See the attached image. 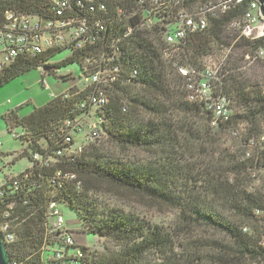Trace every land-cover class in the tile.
I'll use <instances>...</instances> for the list:
<instances>
[{"label": "trees", "instance_id": "1", "mask_svg": "<svg viewBox=\"0 0 264 264\" xmlns=\"http://www.w3.org/2000/svg\"><path fill=\"white\" fill-rule=\"evenodd\" d=\"M57 1L0 0V32L8 13L67 24L44 32L51 47H23L2 69L0 88L36 69L77 82L29 116L20 117L22 107L2 116L22 146L7 163L13 154L0 152V229L12 262L264 264V40L233 26L253 0H71L62 14ZM180 11L207 27L169 44ZM65 49L72 54L53 64ZM208 61L222 65L219 81L210 101H190L179 66L202 71ZM73 64L78 77L57 75ZM222 98L226 118L213 124L211 103ZM226 136L238 142L225 148ZM105 139L115 150L99 147ZM22 159L30 166L13 174ZM130 204L177 212L176 227L153 224ZM59 205L82 219L83 233L103 239L102 252L79 246L65 221L54 227ZM201 227L223 239H198Z\"/></svg>", "mask_w": 264, "mask_h": 264}, {"label": "rangeland", "instance_id": "2", "mask_svg": "<svg viewBox=\"0 0 264 264\" xmlns=\"http://www.w3.org/2000/svg\"><path fill=\"white\" fill-rule=\"evenodd\" d=\"M71 54V49H65L63 52L58 54V56H56L52 62L53 64L61 62ZM72 72L76 75V77H78V64H73L62 68L56 73L58 76H63ZM42 82H44V84H42ZM76 83V79L64 82L62 79H58L53 75L49 76L47 74L45 77H43L42 71L36 69L0 88V145L2 144V146H0V152L4 154H13V156L9 157L10 159H5L6 163L7 161H12L13 157L19 154V152L22 150V146L20 142H16L13 136L8 133L6 125L2 120V116L8 111L17 110L20 107H22V109L19 111L20 117L24 118L29 116L33 112L34 108L44 106L51 101L53 96L58 97L64 95ZM223 138L224 141L222 144L225 148H228L232 143L235 144L238 142L233 140L229 142V136ZM105 141L106 139L99 144V147H104L103 151L115 150L113 146L108 145L105 143ZM29 166L30 162L28 159H22L13 166L11 172L17 175L22 173ZM253 187L258 188L259 183L253 182ZM98 198L101 202L105 203V205H116L117 202L113 200L115 198L108 197V195H102L100 197L98 196ZM119 203L120 202L118 201L117 205H119ZM126 209L128 211L134 210L138 212L141 216L145 217V219L149 220L153 224L163 226L167 230L174 229L177 224V212L143 205H131V207ZM58 210H60V212L63 214L65 221L64 226L66 230H70L72 232V236L79 246L88 247L93 251L99 252L104 250L105 246L103 245V239L95 235H87L81 231L83 227V221L75 212L70 210V208L66 207L65 205H59ZM195 236L201 240L214 238L223 239V236L217 235L215 231L204 229L202 227L197 229ZM184 239L185 237L180 238L179 242H183V250L189 249L191 245L188 241H184Z\"/></svg>", "mask_w": 264, "mask_h": 264}, {"label": "built area", "instance_id": "3", "mask_svg": "<svg viewBox=\"0 0 264 264\" xmlns=\"http://www.w3.org/2000/svg\"><path fill=\"white\" fill-rule=\"evenodd\" d=\"M185 0H173L175 3H182ZM246 0H235L233 5L243 4ZM71 0H60L57 1L56 7H58V14H62V10L69 7ZM161 0L156 3L160 4ZM230 1L223 2L222 10L227 11L230 9ZM78 4L82 5V0H78ZM159 11L158 8L153 7L152 13ZM8 22L4 30L0 32V73L4 66L8 65L18 53L25 47L27 44L32 41H37L38 45L34 46V50L37 52L41 51L42 47H51L53 45V40L45 35L44 32L50 31L54 27H65L67 24L59 23L54 24L50 22L48 25H43L38 20H31L26 18H21L13 13H8L6 17ZM179 21L182 25V28L177 30L174 34L168 35L167 42L169 44H175L177 40L185 38V30L188 29L191 32H197L204 30L207 27V22L202 17H196V19L190 14L180 11ZM233 26L240 30L241 35L250 40H264V17L260 12V4L257 0H253L250 3V11L240 20L233 23ZM84 31V29H81ZM41 33H43L41 35ZM58 40H63V35L58 36ZM29 50V48H28ZM30 51V50H29ZM261 55L264 56V52H261ZM222 65L212 61L206 62V65L202 71H198L192 67L188 66H179L180 75L186 79L187 88L189 91V100L190 101H210L209 95L214 84L219 81L220 71ZM227 102L224 98L219 99L216 102L211 103L210 108L215 114V122L222 118H226ZM241 128L244 129L245 126L241 125ZM238 133H235L237 135ZM253 144V143H252ZM2 181L0 180V187ZM1 196V192H0ZM58 216V221L55 224L56 229H60L64 223L63 217L59 212H55ZM2 231V230H1ZM4 234V230L2 231ZM10 238H6L7 240ZM67 242L73 244L72 239L68 238ZM80 253V252H79Z\"/></svg>", "mask_w": 264, "mask_h": 264}, {"label": "water", "instance_id": "4", "mask_svg": "<svg viewBox=\"0 0 264 264\" xmlns=\"http://www.w3.org/2000/svg\"><path fill=\"white\" fill-rule=\"evenodd\" d=\"M257 1L260 4L261 15L264 17V0H257ZM0 209H1V203H0ZM0 264H14L9 256L5 235L2 233L1 229H0Z\"/></svg>", "mask_w": 264, "mask_h": 264}, {"label": "crops", "instance_id": "5", "mask_svg": "<svg viewBox=\"0 0 264 264\" xmlns=\"http://www.w3.org/2000/svg\"><path fill=\"white\" fill-rule=\"evenodd\" d=\"M55 97V96H54ZM9 104H10V102H9Z\"/></svg>", "mask_w": 264, "mask_h": 264}]
</instances>
